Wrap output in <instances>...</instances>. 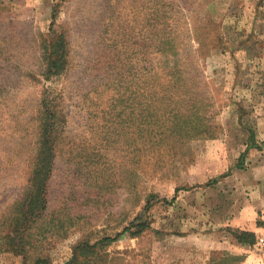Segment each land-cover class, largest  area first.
I'll list each match as a JSON object with an SVG mask.
<instances>
[{"label":"rangeland","instance_id":"obj_1","mask_svg":"<svg viewBox=\"0 0 264 264\" xmlns=\"http://www.w3.org/2000/svg\"><path fill=\"white\" fill-rule=\"evenodd\" d=\"M192 1L0 0V264L264 260V0Z\"/></svg>","mask_w":264,"mask_h":264},{"label":"trees","instance_id":"obj_2","mask_svg":"<svg viewBox=\"0 0 264 264\" xmlns=\"http://www.w3.org/2000/svg\"><path fill=\"white\" fill-rule=\"evenodd\" d=\"M194 2H197V0H193L192 4ZM53 16H54V14H53ZM61 40L62 39H59V42L56 46L55 57H52V58L49 57L48 58L49 63L51 64V67L53 69H57L59 67L60 61L63 58V47H62L63 44H62ZM172 78H173V81H182L181 73L179 71H173V77ZM240 111L242 112L241 109H240ZM51 115H53V114H51ZM44 130L45 131L42 132V137L45 141H47L49 138L48 134H49L50 128L44 129ZM199 132L200 133L203 132L201 128L199 129ZM187 134H188L187 136H196L199 133L197 131H193V132L190 131V133H187ZM248 134H249V136H248V148H251L254 144V132L251 129H248ZM43 149H44V153L46 156L47 165L40 166L43 168L41 169V172L38 173V175H41L42 178L40 181L36 182L34 185V188L36 189V193H37L36 197L34 198V202H35V205L37 206V210L30 212L29 214H31V215H36L37 213L42 212L45 209V199L42 197L43 196L42 193H43L44 188H45L46 174L49 172L48 171L47 173H45V169L48 166H50V161H51V159H50L51 151L48 147V142L44 143ZM241 157L243 158V155ZM30 204H31V201H29V205ZM31 206H32V204H31ZM31 209H32V207H31ZM23 215L27 216L26 213H23ZM26 216L24 217V219L22 221V225H21V228L23 230H26L29 228L28 221H26V219H25ZM21 228L18 229L15 239L9 238V241L13 242L12 245H10L9 249L13 254H15L17 256H21L23 261H25L26 260V255H25L26 251H25L24 246H23V235H24V233L20 231ZM147 229H148V224L146 223V221L143 218H136L127 227H125L121 233L115 235L114 237H104V238L100 239L97 243H95L91 246L88 244L78 246L74 255H73V258L69 264H75L77 262L78 256L82 257L83 255L87 254L94 247H96L98 245L108 246V245L114 243L115 241H117L119 239V237L122 236L123 234H129L131 236H139L142 233H144ZM234 237H235V240L238 244L247 245V246H253L255 244V240H256L255 235L252 232L237 233V234H234ZM76 252H79L78 255L76 254ZM34 264H50V263L46 259L39 257L38 259L35 260Z\"/></svg>","mask_w":264,"mask_h":264},{"label":"crops","instance_id":"obj_3","mask_svg":"<svg viewBox=\"0 0 264 264\" xmlns=\"http://www.w3.org/2000/svg\"><path fill=\"white\" fill-rule=\"evenodd\" d=\"M245 231H248V232H252L254 233L255 235H257L259 232H261L262 230L260 228H257L256 226H252V227H249L247 229H243ZM258 237V235H257ZM250 249V248H249ZM249 253V251H248ZM247 261V264H264V260L261 258V257H256L255 255H250V256H247L246 259H245V262Z\"/></svg>","mask_w":264,"mask_h":264},{"label":"built area","instance_id":"obj_4","mask_svg":"<svg viewBox=\"0 0 264 264\" xmlns=\"http://www.w3.org/2000/svg\"><path fill=\"white\" fill-rule=\"evenodd\" d=\"M256 246L262 250H264V235L257 237Z\"/></svg>","mask_w":264,"mask_h":264}]
</instances>
